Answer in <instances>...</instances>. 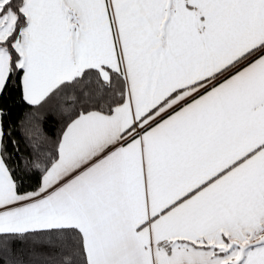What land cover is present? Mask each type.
I'll list each match as a JSON object with an SVG mask.
<instances>
[{
  "label": "snow or ice",
  "instance_id": "obj_1",
  "mask_svg": "<svg viewBox=\"0 0 264 264\" xmlns=\"http://www.w3.org/2000/svg\"><path fill=\"white\" fill-rule=\"evenodd\" d=\"M0 264H264V0H0Z\"/></svg>",
  "mask_w": 264,
  "mask_h": 264
}]
</instances>
